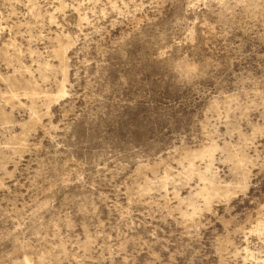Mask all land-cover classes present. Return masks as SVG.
Instances as JSON below:
<instances>
[{
	"label": "rangeland",
	"instance_id": "374dc122",
	"mask_svg": "<svg viewBox=\"0 0 264 264\" xmlns=\"http://www.w3.org/2000/svg\"><path fill=\"white\" fill-rule=\"evenodd\" d=\"M0 264H264V0H0Z\"/></svg>",
	"mask_w": 264,
	"mask_h": 264
}]
</instances>
